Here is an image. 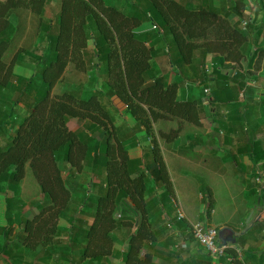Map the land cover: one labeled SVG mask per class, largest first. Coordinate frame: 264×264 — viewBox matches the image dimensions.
<instances>
[{
    "label": "trees",
    "instance_id": "1",
    "mask_svg": "<svg viewBox=\"0 0 264 264\" xmlns=\"http://www.w3.org/2000/svg\"><path fill=\"white\" fill-rule=\"evenodd\" d=\"M247 6L246 0H0L4 264H190L176 242L194 239L191 223L178 218L158 139L172 141L183 122L207 117L220 130L228 117L222 109L243 107L246 119L253 88L241 64L250 66L258 52L250 35L264 33L245 17ZM21 9L37 16L28 47L14 45ZM69 63L88 78L54 94ZM174 118L176 129L153 136L156 120ZM140 129L148 146L140 143ZM252 136L247 148L258 163L264 154L254 156L260 141ZM27 163L40 187L31 210L21 195ZM207 193L201 221L211 226ZM203 251L199 262L208 264ZM220 262L246 264L231 247Z\"/></svg>",
    "mask_w": 264,
    "mask_h": 264
},
{
    "label": "crops",
    "instance_id": "2",
    "mask_svg": "<svg viewBox=\"0 0 264 264\" xmlns=\"http://www.w3.org/2000/svg\"><path fill=\"white\" fill-rule=\"evenodd\" d=\"M246 1L248 6L245 11V17L249 16V18L255 19V26L264 28V0ZM26 10L32 13L29 9ZM248 42V44L252 42V48H255L258 52L250 66L247 67L248 61H243L241 64V67L244 70L247 69L249 72V78L246 82L252 84L251 86L253 88V92L250 91L248 93L249 99L247 100L248 108L246 119L242 117L244 108L239 106V108L234 110L222 109V114L225 115L227 113L228 117L227 119L225 117L223 118V121L225 119L226 121L223 122V128L220 130H214V123H212L209 117L204 119L201 124L183 122L177 138L180 136L185 137L188 142L186 144L187 147L194 151L196 156L203 154L205 156L204 159L200 157L187 158L183 152H178L181 147H176L175 144L171 145L169 143L167 149L168 154L172 153L174 155L176 163L174 160H171V165L180 172V180L184 177L181 172H183L182 167L185 166H189L195 171L205 172L207 187L213 188L209 224L212 226L217 225L213 221V216L216 214L217 209H221L219 200L222 197L217 193L215 183L223 184L227 187L228 197L226 198H235L236 196L239 199V205L234 211H228L224 216H227V219L217 225L218 227L216 226L220 228L218 230L219 237L228 248H234L239 256L244 258L246 264H264V202H261V198L260 200L259 197L256 198L254 191L257 190L258 193L260 191L262 194L264 193V168L260 167L264 163V160L262 159L261 161H257L258 163H255L250 157L251 149L248 151L247 148L251 145L249 142H251L252 135L255 133L260 143L254 147L255 149L252 153L254 156L260 157L264 154V33L259 36L251 34ZM216 54L217 52L212 51L208 54V58L211 59ZM241 100L239 98V102ZM235 110H239L238 115L235 114ZM125 121L130 127L135 125V122L129 116L125 117ZM175 121L178 123V120L175 118L168 120L158 119L153 124L154 127L157 126L159 129L167 130L168 127L173 128L170 127V124ZM241 124H244L245 127ZM187 131L192 132V137L188 136ZM141 132L144 131L141 130L138 136L144 138L145 134L142 135ZM161 150L163 160L173 184L171 165L169 167V161L164 156L165 150L162 148ZM238 171H241L242 174H238ZM255 172L257 176H255ZM258 185H261V190L256 189ZM173 188L175 191L174 184ZM200 198L202 199L201 196ZM178 210L183 212L190 223L202 220L203 204L202 208H199L194 220H191L182 208H178ZM233 217H236V221L234 224H231V220L229 219ZM255 221L263 222L260 224L263 228L260 229V226L254 225ZM196 242L195 239L191 241L179 240L176 242V247L183 249L182 251L179 249L182 254V259L185 260L188 258L190 264L191 259L196 261V264H202L199 262L201 260L199 253H202V250H204L203 252L210 258L208 264H221L220 256H211L204 247L200 250ZM115 248L122 249L123 247L122 245L121 247L115 245ZM249 249L255 252L250 253L248 252Z\"/></svg>",
    "mask_w": 264,
    "mask_h": 264
},
{
    "label": "rangeland",
    "instance_id": "3",
    "mask_svg": "<svg viewBox=\"0 0 264 264\" xmlns=\"http://www.w3.org/2000/svg\"><path fill=\"white\" fill-rule=\"evenodd\" d=\"M19 23L21 26L20 32L17 34V36L14 39V45L17 47H28L30 46L36 39V27H37V16L33 15L26 9H21L19 11ZM15 72L17 73H22L29 75L28 70H25L20 67L15 68ZM88 78V75L86 72L83 71H78L75 69L74 65L71 63L68 64L67 68L64 71V74L62 75L61 80L54 86L53 88V93H60L63 89H66L69 84H77L82 81H86ZM170 124V123H169ZM78 122L75 120H71L69 122V127L71 129H75L78 127ZM170 127L173 128H167L165 130L166 132L170 133L171 130L176 129L178 127V123L171 122ZM169 126V125H168ZM154 133L153 136L157 137V131L159 132V128L157 126L154 127ZM181 131V130H180ZM179 131V133H180ZM178 133V134H179ZM141 134H145L144 132H141ZM188 136L192 137V132L187 131ZM171 135V134H169ZM178 137V136H177ZM174 137L173 140H169V142H165L163 139L159 138V146L160 149H164L165 153V158L169 161V167L171 165V160L175 161L174 155L172 153L168 154V149L167 147L169 146L168 144L170 143L171 145H174L177 147H181L178 152L184 153L187 158H195V157H200L204 159V155H197L195 154L194 151H192L190 148L187 147V139L185 137ZM148 139L146 138H140V143L143 146H148L149 143L147 142ZM217 148V146H216ZM140 151V150H139ZM162 151V150H161ZM139 153V152H138ZM176 163V161H175ZM263 165V164H262ZM264 168V167H263ZM183 172L181 174L184 176L181 180L179 178V171L174 168L173 165H171V177L173 179V184L175 187V198L174 201L176 203L177 208H182L185 210L187 213L188 217L191 220H194L199 208H202L203 204V212L205 209V206L207 202H209V196L207 193V190L213 194V188L207 187V181H206V176L205 172L202 171H195L192 170L189 166L182 167ZM226 173V172H223ZM238 174H242L241 171H238ZM21 195L23 200L25 201L24 205V210H31L30 208V203L32 200L38 199V195L40 194V187L39 184L36 180V178L33 175V172L31 170L30 165L27 163L25 166V171H24V177L21 183ZM215 189L217 193H219V196L222 198L219 200V205L221 206V209H217L216 214L213 216V221L219 225L222 221L227 219L226 213L228 211L233 212L234 209L239 205V199L236 198H226L228 197L227 194V187L223 184L215 183ZM258 187L261 188V185H258ZM196 189V190H195ZM195 190V191H194ZM203 194V199L200 198L202 197ZM261 198V202H264V193L259 195V200ZM5 204H4V195H0V227L1 225L6 224L5 220ZM182 212V211H181ZM183 213V212H182ZM229 218V217H228ZM231 224L236 221V217L230 218ZM61 222V221H60ZM63 222V221H62ZM66 223V221H65ZM216 225V226H217ZM214 226V227H216ZM218 227V226H217ZM216 227V228H217ZM220 228H217V231ZM118 246L121 247L119 243H115L114 247ZM214 257V256H213ZM115 262L117 260L113 259ZM4 262L2 261V258L0 256V264H3Z\"/></svg>",
    "mask_w": 264,
    "mask_h": 264
},
{
    "label": "built area",
    "instance_id": "4",
    "mask_svg": "<svg viewBox=\"0 0 264 264\" xmlns=\"http://www.w3.org/2000/svg\"><path fill=\"white\" fill-rule=\"evenodd\" d=\"M242 25L245 26L246 21H243ZM177 215L179 219L185 217L180 210H178ZM191 227L194 239L204 247L211 256H222L225 253L228 246L221 241L216 227L212 225L206 226L204 221L201 220L191 222Z\"/></svg>",
    "mask_w": 264,
    "mask_h": 264
}]
</instances>
